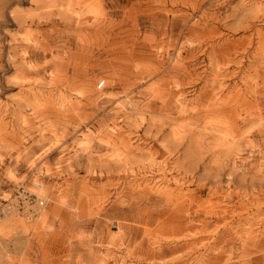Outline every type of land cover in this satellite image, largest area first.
<instances>
[{"label": "rangeland", "instance_id": "1", "mask_svg": "<svg viewBox=\"0 0 264 264\" xmlns=\"http://www.w3.org/2000/svg\"><path fill=\"white\" fill-rule=\"evenodd\" d=\"M0 264H264V0H0Z\"/></svg>", "mask_w": 264, "mask_h": 264}, {"label": "built area", "instance_id": "2", "mask_svg": "<svg viewBox=\"0 0 264 264\" xmlns=\"http://www.w3.org/2000/svg\"><path fill=\"white\" fill-rule=\"evenodd\" d=\"M34 187H38V184L33 183ZM22 196L19 194L18 201H19V209L23 211V213H32L33 209H31V205L33 204V200H36V207H41L43 205V200L41 198H37V196L32 193L25 191L24 189L21 190ZM30 196L34 197L31 198ZM35 204V203H34Z\"/></svg>", "mask_w": 264, "mask_h": 264}, {"label": "bare ground", "instance_id": "3", "mask_svg": "<svg viewBox=\"0 0 264 264\" xmlns=\"http://www.w3.org/2000/svg\"><path fill=\"white\" fill-rule=\"evenodd\" d=\"M38 189L40 188V185H38V187H37Z\"/></svg>", "mask_w": 264, "mask_h": 264}]
</instances>
